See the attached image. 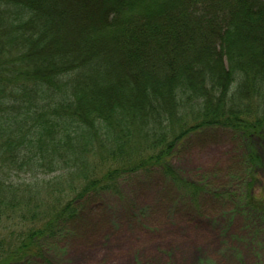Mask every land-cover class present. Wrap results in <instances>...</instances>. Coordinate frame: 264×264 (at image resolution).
I'll return each instance as SVG.
<instances>
[{
    "label": "trees",
    "instance_id": "trees-1",
    "mask_svg": "<svg viewBox=\"0 0 264 264\" xmlns=\"http://www.w3.org/2000/svg\"><path fill=\"white\" fill-rule=\"evenodd\" d=\"M204 128L240 135L260 218L264 0H0V210L47 219L0 239V264L44 257L78 201L136 172L198 201L206 186L172 157Z\"/></svg>",
    "mask_w": 264,
    "mask_h": 264
},
{
    "label": "rangeland",
    "instance_id": "rangeland-1",
    "mask_svg": "<svg viewBox=\"0 0 264 264\" xmlns=\"http://www.w3.org/2000/svg\"><path fill=\"white\" fill-rule=\"evenodd\" d=\"M254 142L264 160V139ZM243 145L240 135L225 128L188 134L172 165L183 178L206 186L198 201L160 170L136 172L120 180L119 193L97 192L78 201L76 215L44 239V257L12 263L264 264V214L255 217L244 198ZM13 179L32 180L25 174ZM46 220H23L1 208L0 239L20 241V232Z\"/></svg>",
    "mask_w": 264,
    "mask_h": 264
}]
</instances>
